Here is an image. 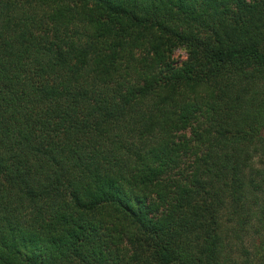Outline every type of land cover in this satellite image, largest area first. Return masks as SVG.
<instances>
[{
  "label": "trees",
  "instance_id": "1",
  "mask_svg": "<svg viewBox=\"0 0 264 264\" xmlns=\"http://www.w3.org/2000/svg\"><path fill=\"white\" fill-rule=\"evenodd\" d=\"M0 264H264V0H0Z\"/></svg>",
  "mask_w": 264,
  "mask_h": 264
},
{
  "label": "rangeland",
  "instance_id": "2",
  "mask_svg": "<svg viewBox=\"0 0 264 264\" xmlns=\"http://www.w3.org/2000/svg\"><path fill=\"white\" fill-rule=\"evenodd\" d=\"M185 57V52L183 51L182 52V48H175V50L173 51V55H172V58H173V62L174 63H178L180 62L182 59H184Z\"/></svg>",
  "mask_w": 264,
  "mask_h": 264
},
{
  "label": "clouds",
  "instance_id": "3",
  "mask_svg": "<svg viewBox=\"0 0 264 264\" xmlns=\"http://www.w3.org/2000/svg\"><path fill=\"white\" fill-rule=\"evenodd\" d=\"M184 50L182 49V52H183Z\"/></svg>",
  "mask_w": 264,
  "mask_h": 264
}]
</instances>
